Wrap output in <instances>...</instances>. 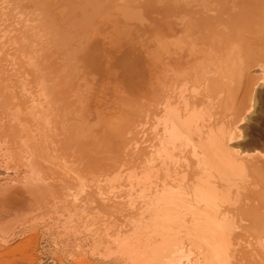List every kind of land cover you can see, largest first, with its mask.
<instances>
[{
  "label": "rangeland",
  "instance_id": "obj_1",
  "mask_svg": "<svg viewBox=\"0 0 264 264\" xmlns=\"http://www.w3.org/2000/svg\"><path fill=\"white\" fill-rule=\"evenodd\" d=\"M24 1L21 0L16 4L17 11L23 14L28 13V15L38 9H41L40 14H42V8H47L46 6L48 5L56 8V10L61 8L58 19H52V21H48V19L36 20L34 26H28L26 28V33H30L29 35H31L33 41L41 43L44 38L49 37L53 39V42L56 41V46L63 43L66 51L69 48L70 52L69 50L67 51L66 60L71 58V62L67 60L64 62V66H62V68L65 67L66 69V84L67 86L71 85L70 87H73L74 91H78L76 89L78 87L80 88V86H87L88 79L84 80L82 78V75L77 72V67H74L73 70L71 68L78 55H76V52H74L71 46L81 36L79 37L77 32L69 34L68 29H73V24L70 27L71 24L67 25V23H72L71 16L76 15L75 21L77 23L85 21L90 23L88 27L92 28L96 25L95 22H97L95 21L96 19H93L95 11L93 9L84 10L85 6L86 8L88 7V4L84 5L81 2L82 0H47L50 3L46 0H36V2L35 0H29V2H27L28 0L26 2ZM42 1L45 2L43 3ZM102 1L100 0V3ZM157 1L159 2L160 0ZM191 1L192 3H190ZM196 1L199 2V0ZM204 1L200 0V4V2L195 3V0H179L178 13L183 16L185 15V20H187L186 25L191 22V19L198 12L203 11L201 7L204 6ZM259 1L246 0L243 4L251 3L250 7H252V4L253 7H261L262 4L264 5L263 2L260 4ZM158 2L156 0H149L147 5L152 4L150 7L153 9V6L157 7L160 5ZM230 2L227 1L225 4L226 7H233L231 5L233 1L230 0ZM258 2L259 4H257ZM115 3L108 4V6L113 5L111 6L113 9L104 12V15H108L109 17L104 18L102 11V14H100L102 15L101 20L103 23H106L107 19V22L110 21L109 28L112 25L111 22L113 23V19L110 18H115L116 15V21L118 19L120 25L124 24V30L120 34L101 37L98 43L97 51L100 61L103 58L100 62L102 66L101 64L99 65L101 67L98 66L100 69H103H101V72L98 70L100 72L98 75H102L98 77L100 79L102 78L101 80L99 79V88L102 91L97 101L98 113L102 122L99 133L105 139L104 141L102 140L101 147L95 146L96 151L93 153L95 156L93 158L94 162L96 163L97 158H100L101 166L99 165L100 167L91 169L92 172L89 171V173L94 175L93 178L96 181L91 184L88 183V176H83V173L81 174L83 171L81 169L79 170V167L77 168L75 163L67 158L66 171L56 163L48 170L45 163L40 160V157L37 159L36 156L37 160L32 163L31 168H36L35 170L41 181L46 182L47 185H51L54 189L56 188L58 190L65 189L63 181H66V198H64L66 201L63 199L60 202L61 205L66 206V209L58 206L57 208L42 213L41 211L33 210V207H28V205L36 204V202L33 201L31 196L25 194L18 183L29 182V177H27L29 172L26 170L23 174L25 171L24 166H26L24 165V158L26 156L20 153L17 146L13 145L14 142L10 139L9 134L6 133V129L9 131L10 127L7 125L6 128V124L3 121L0 123V264H262L252 255L253 253L251 252L253 250L251 251L249 248H230L229 251L227 249L226 256L233 255L234 259L232 261L227 260L225 263L224 261L222 262L223 258L219 256L216 241L212 235H209V233L200 227H179L183 220L182 213L184 211L181 212L178 210L177 212L175 211L174 215H171L169 222L175 223L176 225L173 226V229L166 228V225H162V219L167 215L166 211L161 213L160 217L162 219L158 218L160 219L159 221H156L158 215L154 214L153 216V214L149 213H146V216L144 214L143 218L139 219V221H133L139 216L133 207L139 205L142 200L146 199V202L152 200V197H150L152 196L151 193L156 188L161 190L162 184L156 185L155 182L151 183L150 181L142 180L139 185L140 188L138 186L137 189H142L145 195L139 197L135 192L128 195L130 192L128 191L129 183L127 184L124 180L117 182L106 180L105 178L107 177L106 175L108 177L118 173V175H123L124 172H128L132 167L134 168L130 171L136 175L140 171L138 169H141V166L145 165L140 162L143 154L149 155L155 150L151 143L153 141L157 142V140L151 134L152 132L146 135L147 133L141 131L140 128L138 130L139 133L136 131V134H134V129L130 134L134 138L136 135L141 134L140 140L136 138L139 140L140 146L144 147H140L142 148L141 153L143 154L138 153L136 160L134 159L136 156L132 159L136 164L132 160L126 165L117 161L116 157L123 158L125 156L123 152L113 153L112 150H109L110 152L103 150L105 149L103 144L107 145V139L110 141L108 147L112 146L109 136L115 137L117 135L113 129L105 126V124L108 125L112 122V127H117V123H119L121 117L120 124L126 123L125 120L129 117L144 120L146 112L150 110L151 114L148 120L154 121L152 119L154 115L153 110H162L168 103V101L166 103L164 100L171 99V103H175L177 101L173 94L175 85L180 82L184 83L186 88L184 94L186 93L187 103L198 106L204 104L202 107L205 106L208 114L211 115L210 118L212 117L211 119L216 121L221 132L220 139H215L216 143L222 147L225 153V158L221 159L218 164L221 177L213 181V184L208 187L211 191H215V189L229 190L233 192V197L239 196L241 198L239 199L241 201L236 204V211H231V209L222 206L219 201L215 203L217 211L220 215H225L227 217L226 219L232 224L240 222L242 224L241 232L244 238H251V233L254 232L255 235L259 236V233L264 231V210L261 209V206H264V68L258 63L260 61V54L252 53L251 51L252 43L258 39H253L252 42L248 41V45L246 44L248 51L245 48L240 53L229 49H226L224 52L214 50L208 51L210 56H207V52L204 54L198 51L200 53L198 55L197 51V54L196 52L187 53L183 51L182 55L180 54L179 64H174L176 66L174 68L172 64L169 65L166 58L155 57L156 55H154L152 50L156 49V53L160 51L161 42L159 39L147 37V40H139V37L136 39L133 35V26L139 22V19L135 18L136 14L134 12L137 13L139 10H144L147 7L145 5L146 2L144 0H117ZM209 3L212 5L215 3V7L217 6V8L224 7L222 0H209ZM30 7L35 10L32 11ZM245 7H249V5H245ZM127 14H132L133 17L131 16V18L128 17L124 20L123 17L126 18ZM36 15L38 16L37 13ZM29 22L31 21L27 23ZM48 23L51 24L47 26L46 24ZM64 23H66V33L62 27ZM180 27H186L185 23L180 25ZM76 28L75 30L77 31L78 28ZM33 29L37 31L43 29L45 33L40 35L37 31L32 32ZM91 30L96 31L94 28ZM123 38L126 39L123 40ZM125 41H128V44ZM152 41L155 45L152 44ZM148 44L153 45L155 48ZM235 45V43H230L229 47ZM126 46L129 48L135 46V48H130L134 54L130 52L129 56L132 57L133 54L134 56L132 58L134 59L136 57L135 59H137L139 57L135 56V53H141V55L139 54L141 56L139 60L134 59L133 61L131 58H128L127 53L129 51L124 52V49H129L125 48ZM144 47L145 49H143ZM53 48L55 46H52L50 50L53 51ZM135 49L138 51L136 52ZM100 50L102 54L99 52ZM72 51L76 56L71 53ZM146 53L150 56H146ZM68 54L69 56H73L69 57ZM143 55L144 57H142ZM125 56L129 59V63L133 67L135 66L134 68L137 67L136 64H139L136 71L130 64L127 65L128 61L125 59ZM74 57L75 60L73 59ZM114 60L118 61L115 62ZM148 60L150 62H147ZM133 62L137 63H134V65ZM151 64L153 67H151ZM109 65L113 68L112 70L110 69L111 72L108 69V74V71L105 70ZM13 66L16 69L23 70L25 65L21 67L17 64H9V67ZM69 72L72 74H68ZM154 73L157 74L155 75ZM11 77L13 84L17 82L14 75ZM163 85L164 87H162ZM166 91L168 96L169 94L171 95L170 98L165 96ZM102 92L109 93L105 97L102 96ZM162 93H164L165 99H162ZM160 98L161 102L159 100ZM91 103L93 102H88V108L85 109L87 111H84L86 116L90 118L93 116L92 110L94 109V105L92 106ZM117 119L119 120L117 121ZM115 120L117 123L114 122ZM151 121L145 125L151 123ZM157 124L156 122V127ZM225 126H227V130L229 128L234 129L233 135L230 136L229 134L228 136L225 133ZM148 136H150V139L152 137V141L149 140ZM149 141L151 142L147 144ZM118 142L117 149L121 145V138ZM146 149L148 153H146ZM82 160L85 161L86 159L81 158L80 161L82 162ZM35 162L36 164H34ZM13 170L16 172L14 173ZM130 171L129 173H131ZM129 173H126L127 175L125 176H131L128 175ZM187 182L189 181H184L180 177L176 181V185L180 187L183 183L186 184ZM119 183L124 186L119 185ZM149 184H152V186ZM192 186L194 189L204 191L200 185L192 184ZM4 187H7V190L3 189ZM149 188L150 190H148ZM246 190L248 191L244 192ZM247 195L248 197H246ZM140 198L141 200H139ZM142 203L145 202L142 201ZM177 205L181 206L183 204L177 202ZM170 210H173V208ZM254 221L258 223V227L251 226V223ZM258 239L259 237H257ZM246 246L244 245V247Z\"/></svg>",
  "mask_w": 264,
  "mask_h": 264
},
{
  "label": "bare ground",
  "instance_id": "obj_2",
  "mask_svg": "<svg viewBox=\"0 0 264 264\" xmlns=\"http://www.w3.org/2000/svg\"><path fill=\"white\" fill-rule=\"evenodd\" d=\"M20 1L21 0H0V123L3 121V123L6 124V128L7 125L10 127L9 131L6 129V133L9 134L10 139L14 142L13 145L17 146L20 153L26 156V158H24V165L26 166H24L25 171L23 174L26 170L29 172L27 176L29 177V182L18 183L25 194L31 196L33 201L36 202V204L28 205V207H33V210L44 213L57 208L58 206L66 209V206L61 205L60 203L64 198H66V181H63L65 189L62 190H58L56 188L54 189L53 186L47 185L46 182L41 181L37 175V171L35 170L36 168H31L33 165L32 163L39 157L40 160L45 163L48 170L54 163H56L64 168L65 171L67 158L68 160L73 161L77 168L79 167V170L81 169L83 171L81 172V174L83 173V176H88V183L91 184L96 181V179L93 178L94 175L89 173V171L92 172L91 169L97 168L101 164V160H99L100 158H97V156V161L96 163L94 162L93 158H95V156L93 153H95V148L97 146L101 147L102 140L104 141L105 139V137L99 133L102 122L98 113L97 101L100 98L99 94L102 89L99 88L100 78L98 77L102 75L98 74H100L103 70L102 68V70L99 68L102 66V63L100 62L103 58L100 61L97 51L99 46L98 43L101 37H109L114 34H120L121 31L124 30V24L120 25L118 19L116 21V15L115 18H110L113 19V23L111 22L112 25L110 28L108 27L110 21L107 22V18L106 23H103L101 20V16L104 15V12H108L113 9L111 8L113 5L108 6V4H114L117 0H103L104 2L102 1V3H100V0L81 1L84 5L88 4V7L86 8L85 6L84 10L93 9L95 11L93 19H96L95 21L97 22H95V27H92L96 31L91 30L92 28L88 27L90 23L85 21L77 23L75 21L76 15L71 16L72 23H67V25L71 24L70 27L73 24L72 28L74 29H68L69 34L77 32L78 36H81L80 39L75 40L71 46L73 47L74 52H76V55L78 54L76 56L73 51L71 52L77 58L74 63L72 62L73 64L71 68L73 70L74 67H77V72L82 75V78L84 80L88 79L87 81H89L88 84L85 83L87 86H80V88L78 87L76 89L78 91H74L73 87H70L71 85L67 86L66 69L65 67L62 68L65 61L68 60L71 62V58L66 60L69 48L66 51V47L63 43H61V45L58 44L59 47L58 45L56 46V41L53 42V39H50L49 37L44 38L41 43L33 41L31 35H29L30 33H26V28L28 26H34L36 20L48 19V21H52V19H58L60 17L59 10L61 8L59 10L57 9V11L56 8L48 5L46 6L47 8H42V14H40L41 9H38L28 15V13L23 14L17 11L16 4ZM144 1L146 2L145 5L147 7L144 10H139L137 13L134 12V14H136L135 18L139 19V22L134 24V34H131H133L136 39L139 37V40H147V37L159 39L161 42L159 48L161 52L158 51L157 54L155 52L157 51L156 49H153L152 51L154 55H156L155 57H161L162 59L166 58L169 65H173L172 67L175 68V65L179 64L181 58L180 54L182 55L183 51H186L187 53L200 51L204 54L207 52V56H210L208 51L214 50L217 52H224L226 49H229L240 53L245 48L246 51H248V41L252 42L253 39H258L256 42L252 43L251 51L252 53L255 52L260 54V61H258V63L264 68V5L261 3H264V0L259 1L260 4H262V6L260 5L261 7H253V4L252 7H250L251 3L243 4L246 0H232L233 4L231 5H233V7L231 8H229L230 6L226 7L225 5L227 1L230 2V0H222L224 2V7L218 8L217 6L215 7V3L212 5L209 3V0H205L203 2L204 6L201 7V10L203 11L200 13L198 12L195 16L197 18L193 16L194 18H192L191 22L187 25L185 15L183 16L178 13L179 0H160L162 3L156 0V2H158V4L160 3V5L157 7L153 6V9L150 7L152 5L151 3V5H147L149 0ZM24 2H26V0ZM27 2H29V0ZM42 2L44 3L45 1ZM47 2L50 3V1ZM197 2L198 1L195 0V3ZM259 2L257 4H259ZM37 3L39 4L38 1ZM190 3H192V1ZM245 5H249V7H245ZM33 10L35 9H32V11ZM38 11L40 12L38 13ZM129 14L126 15V18L123 17V19L125 20L128 17H133L132 14ZM103 17L105 18L109 16L104 15ZM28 21L31 22L27 23ZM184 23L186 27L181 28L180 25H183ZM50 24L51 23H48L46 25L48 26ZM62 27L66 33V23L62 24ZM75 27L78 28L77 31L75 30ZM35 31L37 30H32V32ZM37 33L41 35L44 34L45 31L41 29L38 30ZM125 39L123 38V40ZM125 42L128 44V41ZM230 43H235L236 45L229 47ZM152 44L155 45L153 41ZM148 45L151 46V44ZM153 45L151 47L155 48ZM52 46H55L53 51L50 50ZM135 46H131L130 48H135ZM125 48L129 47L126 46ZM130 48L128 50L124 49V52L129 51L127 53L128 58H131L134 61L136 57L134 59L132 58L134 56V52H132ZM137 49H135L136 52L138 51ZM143 49H145V47ZM99 52L102 54L101 50ZM130 52L133 53H131L132 57L129 56ZM137 53H135V56L140 58L141 53H138V55L140 54L139 56ZM199 54L200 53L198 52V55ZM147 55L148 54L146 53V56ZM125 57L128 61V63L126 62L127 65L130 64L127 56ZM142 57H144V55ZM139 58L137 59L139 60ZM73 59L75 60V57ZM106 61L108 60L106 59ZM147 62L150 61L148 60ZM134 63L135 62H133V64ZM9 64H17L21 67L23 65L25 66L24 69L21 70L14 68V66L9 67ZM100 64L101 66H99ZM130 65L133 67L132 64ZM136 65L138 67L139 64ZM110 67V65L107 66L105 71H108L109 69L111 72L113 67ZM151 67H153L152 64ZM127 68L129 69V67ZM136 68H134L135 71ZM68 74L72 73L69 72ZM154 74L156 75L157 73ZM12 75H14V78L17 81L14 84L12 83ZM162 87H164V85ZM151 89L153 90L152 87ZM185 90L186 88L184 83L180 82L175 85V91L173 94L177 101L175 103H171V99L164 100V102L167 103L168 101V103H170H167L160 111L153 110L154 115L152 116V119L155 123L150 120L151 123L145 125L147 122H150L148 120L151 114L150 110L146 112V117L145 119L143 118L144 120L129 117L127 119L125 118L126 123L120 124L121 117L119 123H117L119 119L114 121L117 123V127L114 126L113 128V124H111L112 122L108 125L105 124V126L113 129L114 133H117V135L115 137L109 136L112 146L108 147L110 141L107 139V145L103 144L105 147L103 150H107L108 152L112 150L113 153L123 152L126 157H116V160L124 165L128 164L138 153H141V149L144 148L140 146V142H138L141 139V134L138 135L139 137L136 135L135 138L133 135H130L134 129V134H136V131L139 133L138 130L140 128L141 131L147 133L146 135L152 132L151 134H153V137L157 140V142L153 141L154 143H151L155 149L152 154L147 155L141 153L143 156L140 158V162L145 165L141 164V169H138L140 171L136 175L130 171L134 168L132 167L128 170V172H124V177H122L123 175H118L119 173L108 177L105 173L107 176L105 179L117 182L124 180L127 184L129 183L128 191L130 192L128 195L135 192V194L139 197L145 195V192H143L142 189H137L142 180H147L151 183L155 182L156 185L162 184L161 190L156 188L153 190V193L150 192L152 200L146 202V199L144 198L145 200L142 201L145 203H142L141 201L139 205H137L138 207H133V209H136L139 214L138 218L133 221H139V219L143 218L144 214L146 216V213L153 214V216L154 214L158 215L156 221H159L162 219L160 217L161 213L166 211L167 215H165L162 219V225H166V228L173 229V226L176 225L175 223L169 222L171 215H174L175 211L177 212L178 210L181 212L184 211L182 213L183 220L181 221L179 227H200L209 233V235H212L215 238L219 256L223 258L222 262L224 261L225 263L227 260L232 261L234 259L233 255L228 257L226 256L227 249L229 251L230 248H249L251 251L253 250L251 252L253 253L252 255L263 264L264 231L259 233V236L255 235L254 232L251 233V238H244L242 236L243 233L241 232L242 224L240 222L232 224L226 219L227 217L225 215H220L217 211L215 203H218V201L222 206L231 209V211H236V204L241 201L239 200L241 198L239 196L233 197V192H230L229 190L215 189V191H211L209 189L208 186L213 184V181H216L217 178L221 177L218 164L221 159L225 158V153L222 150V147L215 141L216 138L220 139L221 132L216 121H213V119H211L212 117L210 118L211 115L208 114L205 106L202 107L204 104L198 106L196 104L189 105L187 103V98L185 97L186 93L184 94ZM107 93L109 92H102V96H105ZM162 94V99H165L164 97L168 96L167 91L165 96L164 93ZM170 96L171 95L169 94L168 97L170 98ZM159 100L161 102V98ZM88 102H93L91 104L92 106L94 105V109L92 110L93 116H91V118L86 116L84 113V111H87L85 109L88 108ZM156 122L158 123L157 127L155 126ZM137 127L139 128L137 129ZM226 127L227 126L224 127L225 133L228 134V136L229 134L230 136L233 135L234 129L228 127L229 129L227 130ZM86 131L87 133H85ZM110 131L113 132L112 130ZM127 137L130 138L128 139ZM136 137L140 139L137 140ZM148 137L149 140L152 139V137L151 139L150 136ZM120 138L122 142L120 147L117 149L119 145L118 140ZM146 139L148 140L147 137ZM146 139L144 140L143 138L144 141H146ZM144 146H146V144H144ZM146 153H148V151ZM120 156L122 157V155ZM81 158L86 160H82L81 162ZM136 158L137 156L134 159L136 160ZM34 164H36V162ZM134 164L136 163L134 162ZM109 165L111 166V164ZM13 171L14 173L16 172L15 170ZM129 171L131 173H129ZM126 173H129L128 175L131 176H125L127 175ZM180 177L184 179V181L186 180L189 182L186 184L183 183V185L178 187L176 185V181L180 179ZM15 183L17 184V182ZM192 184L200 185L203 187L202 189L204 191L194 189ZM119 185L124 186L120 183ZM149 185L152 186V184ZM3 189L7 190V187H4ZM148 190H150V188ZM247 191L248 190L244 192ZM248 195L246 197H248ZM147 196L149 195L147 194ZM139 200H141V198ZM177 202H180L183 205L179 206L177 205ZM172 208L173 210H170ZM261 209L264 210V206H261ZM251 226L258 227V223L254 221L251 223ZM256 236L259 237L258 240ZM244 245H247L248 247H244Z\"/></svg>",
  "mask_w": 264,
  "mask_h": 264
}]
</instances>
